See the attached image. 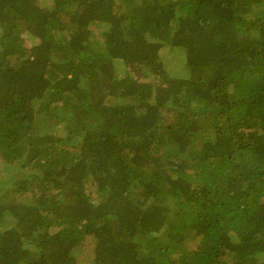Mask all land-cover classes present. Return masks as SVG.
<instances>
[{"label": "trees", "instance_id": "trees-1", "mask_svg": "<svg viewBox=\"0 0 264 264\" xmlns=\"http://www.w3.org/2000/svg\"><path fill=\"white\" fill-rule=\"evenodd\" d=\"M47 2L0 0V264H264V0Z\"/></svg>", "mask_w": 264, "mask_h": 264}, {"label": "rangeland", "instance_id": "rangeland-1", "mask_svg": "<svg viewBox=\"0 0 264 264\" xmlns=\"http://www.w3.org/2000/svg\"><path fill=\"white\" fill-rule=\"evenodd\" d=\"M39 4L42 7H45L48 2L47 0H38ZM106 26L102 25V24H93L90 26V31L92 33L93 39H95V41H102L101 38V34L102 32L105 30ZM26 45H30L32 42L31 38H27ZM159 57L162 60V63L164 65V67L167 69L169 77L170 78H182V79H186L188 77V72L186 70L185 67V58H183V56L179 53L178 48H172L169 46H164L163 48H161L160 52H159ZM117 73H119V75H122V73L124 72V68L117 67ZM149 82V81H148ZM147 82V83H148ZM141 83H144L141 82ZM143 92L144 91V87L141 89ZM141 94V93H140ZM152 96L151 95L150 98L145 99V100H140L139 97H136L134 101H131V103L133 104V102L139 103L140 102H145V103H152ZM142 97L144 98V94L142 93ZM112 103H114L113 100H111ZM53 133H55V135H63L64 131L61 128V125H57L54 129H53ZM167 148V147H166ZM169 149V148H168ZM174 162V160H172ZM168 168H170V166H168ZM169 203L171 204L172 201H169V199H167L165 201L166 205H169ZM79 255L78 257V262L79 264H90L89 261V256L91 254L90 248L87 247V244H85L82 247V251H78L77 252Z\"/></svg>", "mask_w": 264, "mask_h": 264}]
</instances>
